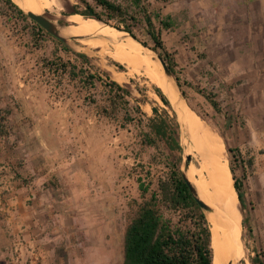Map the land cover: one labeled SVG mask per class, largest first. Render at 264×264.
Wrapping results in <instances>:
<instances>
[{
    "label": "crops",
    "instance_id": "1",
    "mask_svg": "<svg viewBox=\"0 0 264 264\" xmlns=\"http://www.w3.org/2000/svg\"><path fill=\"white\" fill-rule=\"evenodd\" d=\"M160 17L169 22L162 39L180 76L225 91L247 108L248 126L235 133L255 148L246 151L258 165L255 194L258 189L264 203V0H175ZM0 35V108H8L10 128L0 134V264H8L20 242L23 256L38 250L39 264H123L126 203L141 154L135 116L149 119L156 103L135 106V91L120 84L134 121L121 111L110 117L103 107L113 93L102 73L90 69L101 78L94 86L85 82V67L81 79H71L48 62L73 60L72 53L46 36L39 47L15 38L1 16ZM227 136L233 139V130ZM230 147L233 186L231 165L247 203L254 189L248 176H237L246 166L238 153L245 150Z\"/></svg>",
    "mask_w": 264,
    "mask_h": 264
},
{
    "label": "trees",
    "instance_id": "2",
    "mask_svg": "<svg viewBox=\"0 0 264 264\" xmlns=\"http://www.w3.org/2000/svg\"><path fill=\"white\" fill-rule=\"evenodd\" d=\"M83 9L75 7L72 13H79L87 17L97 18L111 26L128 32L144 45L150 46L158 52L171 72L176 77L183 94V82L177 63L172 52H169L162 39V29L168 28L169 22L160 17L159 12H152L144 0H77ZM0 16L12 31V35L19 40L31 41L32 46L39 47L43 36L49 37L63 47L66 53L74 54L73 60L63 58L52 59L48 65L69 71L71 79L80 78L86 70L87 84L94 86L96 79H101L90 69H94L90 58L80 52H74L67 44L55 38L31 19L13 0H0ZM161 25L158 27L156 20ZM145 38H151L153 46ZM119 68L122 65L115 63ZM86 70H83V68ZM79 79V81H80ZM105 85L109 87L113 96L109 105L103 111L110 117L117 112H123L127 121H134L130 114L129 101H125L120 92L125 88L119 82L107 78ZM163 103L171 107L170 100L162 89L154 86ZM210 103L218 110L212 94H207ZM91 99V98H90ZM92 103L97 100L92 98ZM121 109V110H120ZM136 110V109H135ZM138 112V109L136 110ZM153 116L144 124L141 118L135 116V125L141 130V140L146 145L154 146L159 141L166 143L170 150L180 148L178 141V124L168 118L166 111L162 112L153 106ZM141 115V113H140ZM6 118L0 110V134L8 133ZM232 151L231 148H228ZM235 179L234 186L239 201L244 204L241 185L236 178V170L230 166ZM150 185L140 183L142 200L137 204L135 217L129 223L124 238L123 264H213V250L211 247V230L206 213L191 193L190 187L184 179L177 164L170 167L168 177L159 179L157 186L147 197ZM260 264H264L260 261Z\"/></svg>",
    "mask_w": 264,
    "mask_h": 264
},
{
    "label": "rangeland",
    "instance_id": "3",
    "mask_svg": "<svg viewBox=\"0 0 264 264\" xmlns=\"http://www.w3.org/2000/svg\"><path fill=\"white\" fill-rule=\"evenodd\" d=\"M63 1L65 3L56 2L51 7L46 8L42 13L47 14L50 18L54 19L57 22H64L67 24L66 20L64 19L65 15L71 14L75 7H78V9L80 10L84 8L83 5L77 0ZM173 1L175 0H144V2L149 5V8L152 12L160 13L162 12L164 5ZM156 23L157 25H159L157 20ZM140 26L142 25H139V27H136L135 29L139 33L140 37H142L143 35L139 31V28H141ZM10 34H12L11 29ZM6 36V34L3 35V39L1 36V40H3V49L9 50L11 48L10 45H8V38H6ZM145 37L146 36H143V38L146 39L148 43L153 46L154 42L152 41V39ZM67 46H69V48H71L74 52L86 54L90 58L92 66H94L93 70L97 73H102L104 77L106 76L110 80H114L120 83V81L115 79L113 74L119 71H128V68L125 64L116 61L111 56V52L114 50L113 44H110L100 38L92 37L90 39H72L69 41V44H67ZM117 62L122 65V68H119L115 64ZM112 66L114 68L113 70L111 69ZM128 76H131V81L127 80V82H121L120 84L127 85L130 89L135 91V97H137V99H135L134 101L135 106H138L137 101H149L150 103L155 102V106L158 107L160 111H166V114H168V118L179 125L177 137L180 144V148L170 150L167 147L166 143L163 141L157 142V144L154 146L146 145L144 143L142 145L141 139L139 140L141 154L139 155V157H136L135 169L132 170L135 176L132 180L133 193L131 195V198L126 203L127 206L124 217V226L126 229L131 220L135 217L137 211V204L142 200L140 183H143L145 186L150 185L151 188L146 193V196L149 197L151 192L157 186V181L161 178L166 179L168 177L170 167H172L174 164H177L180 170L183 168L184 153L190 154L192 157L191 168H199V163L196 159V156L194 155L195 152L193 147L191 146L192 150L191 152H188V150H186V146L182 144L181 125L177 118L176 110H174L172 106L169 107L165 105L154 90V86L158 85L153 83L150 78H148L145 74L142 73L135 72L131 75L127 74V77ZM181 80L183 82V90L185 91L184 96H182L183 99L186 101L187 105L191 109H193L197 113V115L202 120H204L223 139L226 150L225 153L230 163L232 162L234 164L235 155H231L228 148H231L230 145H236L237 147H239V145L242 144V148L245 151L243 154L238 153V155L243 156V158H241L242 161L246 162V166L243 169L242 175L238 171L237 176L241 178H245L246 176H248L255 194V189L257 188L255 187V181H257L256 177L258 178V165L252 166V163L250 162L251 156H249L246 151H253L255 148H249V140H243L241 136H237V134L239 133H235L238 128L242 129L243 127L248 126V123L245 120L247 108L238 105L237 102H234L229 99V97H231V94H228L225 91H214L210 87L204 85L203 81L200 83L197 81L194 82L192 80L187 81L185 74L181 76ZM207 94L213 95V99L217 104L218 110L215 109V107L210 103L209 99L207 98ZM97 96V93L89 94V97L91 99H98ZM7 109L8 108L6 107L0 108V110H2V115L6 118V125L9 128ZM141 112L143 111L139 107L138 112H135V115H137V113L140 115ZM119 113L120 112H117L116 116L113 118H117L120 115ZM142 120L144 121V124L148 122L147 117L145 119L142 118ZM231 130H233L234 132L233 139H230L227 136V132H231ZM135 133H137L138 136L141 138V130L136 125ZM260 141V139L256 140V147L259 146ZM242 183L243 181L241 180V189L243 188ZM258 192L259 190L257 189V192L254 195V199H248L247 203L244 202V204H241V202L239 201V206L242 210V224L238 225L236 228L237 230L241 231L243 244L247 249L248 257H246V264H260V261L264 262V203L260 202ZM261 205H263L262 208Z\"/></svg>",
    "mask_w": 264,
    "mask_h": 264
},
{
    "label": "bare ground",
    "instance_id": "4",
    "mask_svg": "<svg viewBox=\"0 0 264 264\" xmlns=\"http://www.w3.org/2000/svg\"><path fill=\"white\" fill-rule=\"evenodd\" d=\"M15 1L23 9L38 14L56 2L65 3L63 0ZM64 19L68 24L62 31L65 36L91 34L113 44L111 56L128 68L127 72L113 74L120 83L127 82V74L142 73L169 98L181 125L182 144L188 152L193 147L199 163V168H191L190 165L189 178L200 197L213 208V211L206 212L211 230L213 264H246L247 249L241 231L236 228L242 224V210L233 186L223 139L187 105L174 78L165 74L154 52L143 49L127 32L97 18L77 13L67 14ZM111 69H114L113 66Z\"/></svg>",
    "mask_w": 264,
    "mask_h": 264
},
{
    "label": "water",
    "instance_id": "5",
    "mask_svg": "<svg viewBox=\"0 0 264 264\" xmlns=\"http://www.w3.org/2000/svg\"><path fill=\"white\" fill-rule=\"evenodd\" d=\"M31 19H33L34 21H36L41 27H43L48 33H50L52 36H54L55 38L60 39L62 42H64L65 44H69V41L72 39H90L92 37H96V38H100L99 36H92L91 34H72L69 36H65L62 31L63 29L67 28L68 24L64 23V22H57L54 19L50 18L47 14L41 13H35L33 11H29V10H25L23 9L17 1L13 0ZM71 14H77V13H71ZM128 33V32H127ZM129 34V33H128ZM129 36L137 43L139 44L143 49H149L152 52L155 53L156 58L159 60L160 64L163 67V70L165 72L166 75L173 77L177 87L179 89V92L181 94V96H184L182 90L180 89V86L178 84V81L176 79V77L174 76V74L171 72L170 68L167 66V64L165 63V61L163 60V58L161 57V55L156 52L153 48H151L150 46L144 45L142 42H140L138 39H136L135 37H133L132 35L129 34ZM102 39V38H100ZM168 98V97H167ZM169 99V98H168ZM171 103V102H170ZM171 106L173 107V109L175 110L174 106L171 104ZM191 161H192V157L190 154H185L184 153V162H183V168L181 169L182 175L184 177V179L186 180V182L188 183L191 193L193 194L194 198L197 200V202L199 203V205L201 206V208L204 210V212H208V211H213V208L206 202L204 201L197 189L195 184L190 180L189 175H188V169L191 165Z\"/></svg>",
    "mask_w": 264,
    "mask_h": 264
},
{
    "label": "built area",
    "instance_id": "6",
    "mask_svg": "<svg viewBox=\"0 0 264 264\" xmlns=\"http://www.w3.org/2000/svg\"><path fill=\"white\" fill-rule=\"evenodd\" d=\"M26 244L20 242L16 247L13 248L11 254L8 256V264H39L40 255H36L38 250L32 249L30 256H23L22 250L25 249Z\"/></svg>",
    "mask_w": 264,
    "mask_h": 264
}]
</instances>
